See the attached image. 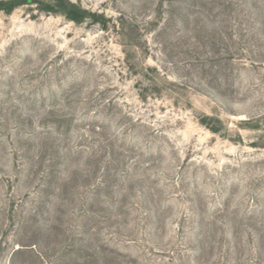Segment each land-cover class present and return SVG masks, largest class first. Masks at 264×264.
I'll use <instances>...</instances> for the list:
<instances>
[{
	"label": "rangeland",
	"instance_id": "1",
	"mask_svg": "<svg viewBox=\"0 0 264 264\" xmlns=\"http://www.w3.org/2000/svg\"><path fill=\"white\" fill-rule=\"evenodd\" d=\"M68 2L0 12V264H264V0Z\"/></svg>",
	"mask_w": 264,
	"mask_h": 264
},
{
	"label": "trees",
	"instance_id": "2",
	"mask_svg": "<svg viewBox=\"0 0 264 264\" xmlns=\"http://www.w3.org/2000/svg\"><path fill=\"white\" fill-rule=\"evenodd\" d=\"M35 4L38 10L48 14H61L69 21L78 23L83 18L82 11L68 0H6L0 1V12L11 14V12L22 5ZM42 5V6H41Z\"/></svg>",
	"mask_w": 264,
	"mask_h": 264
}]
</instances>
